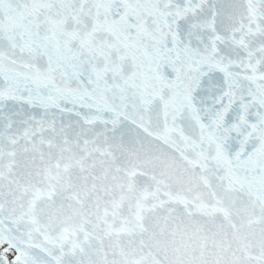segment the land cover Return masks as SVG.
Returning <instances> with one entry per match:
<instances>
[{
  "label": "snow or ice",
  "instance_id": "1",
  "mask_svg": "<svg viewBox=\"0 0 264 264\" xmlns=\"http://www.w3.org/2000/svg\"><path fill=\"white\" fill-rule=\"evenodd\" d=\"M0 264H264V0H0Z\"/></svg>",
  "mask_w": 264,
  "mask_h": 264
}]
</instances>
